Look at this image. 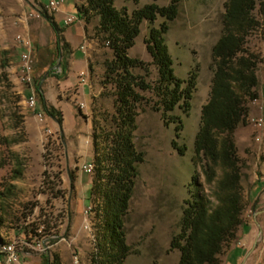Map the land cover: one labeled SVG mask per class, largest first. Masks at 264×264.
<instances>
[{"label": "rangeland", "instance_id": "374dc122", "mask_svg": "<svg viewBox=\"0 0 264 264\" xmlns=\"http://www.w3.org/2000/svg\"><path fill=\"white\" fill-rule=\"evenodd\" d=\"M171 1L113 0V6L132 14L148 3L166 6ZM225 2L179 0V15L169 23L166 43L174 59L175 72L181 78H188L191 71L195 72L197 86L189 114L181 109L174 112L184 120V129L178 139L185 148L184 154L172 144L176 124L170 122L165 125L161 112L152 108L156 100L152 93H145L152 99L149 98L150 101L137 109L135 143L143 152L144 161L139 164L130 210L125 217L127 241L131 247L126 264H178L181 253L179 249L171 248V240L181 231L185 201L192 198V192L195 191L190 184L192 176H197L195 183L200 184V189L216 204L218 200L214 196L217 186L234 169L230 163L223 166L215 159L210 161L209 169L194 162L195 139L201 126L202 108L210 99L214 80L213 47L222 35ZM23 5L24 0H0V192L4 194V224L0 227V243L14 245L17 258L13 264H46V261L50 264H95L96 254L99 260L103 257L100 246L101 201L97 193L91 197V184L84 182L100 180L94 169L92 173L86 174L81 167L85 163L93 164L94 160L97 163L107 152L109 146H106L104 137L109 125H113L111 116L116 106L114 85L112 82L104 84L103 63L94 66L92 113L87 112V107L80 108V103L86 102L78 87L62 93L59 84H56L57 80L54 79L52 83L54 76L46 69L51 61H58V67L61 58L57 60L52 48L54 44H49V38L55 30L44 20L48 31L44 30L43 38L39 40L44 42L40 54L49 63L45 67H38L40 73L36 72L34 76L36 82L33 89L39 87L43 90L46 103L49 106L54 104L67 123L64 125L62 122L64 127H60L49 116L44 121L36 117L27 103V97L33 93L29 92L32 85H25L19 70L23 49L15 46L16 36L28 33L31 26V19H20ZM81 5L87 6V0H82ZM257 17L262 21L261 15L257 14ZM92 18L98 17L90 13L86 21ZM163 21L162 17L154 23L145 20L135 45L127 51L130 57L146 63L143 66L145 69L137 66L132 69L133 73L142 75L151 83L159 76L158 67L152 62L144 40L150 27H158ZM263 34L258 30L249 35L240 53L255 59L260 86L257 90L259 100L254 102V98L246 95L243 119L231 130L220 128L215 132L219 148L222 146L235 152L240 179L234 180L232 174V182L226 184L230 186L231 193L240 196L243 205L240 217L249 228L248 232L239 228L236 238L223 245L216 256L218 264H264ZM28 35L33 45L34 37L32 39ZM48 89L50 94L46 98L45 91ZM79 114L83 120L90 116L92 123L89 128L82 126L78 130L73 125L74 116L78 117ZM252 117H262L263 125L251 123L249 119ZM104 126H108L106 130ZM94 133L98 135L99 149L94 143ZM77 135L81 138L79 145L75 140ZM206 169L211 179H207ZM257 179L262 181V189L261 183H254ZM82 197L87 201L86 206H91L89 228L85 227V222L89 220L85 218L86 206H81ZM40 226H44L40 234L42 243L31 239L30 235L27 238L23 232L26 229L36 236ZM235 247L238 250H234ZM75 256H78V263L74 262Z\"/></svg>", "mask_w": 264, "mask_h": 264}, {"label": "trees", "instance_id": "16d2710c", "mask_svg": "<svg viewBox=\"0 0 264 264\" xmlns=\"http://www.w3.org/2000/svg\"><path fill=\"white\" fill-rule=\"evenodd\" d=\"M77 9L79 17L85 20L89 18L90 13L98 17L96 35L101 44L108 42V46L104 45L112 51V57L103 61V82L113 83L116 97L115 111L111 116L113 125L106 126L108 132L104 137L106 146L109 147L104 159H98L97 163L93 161L100 181H94L90 189L91 197L97 193L101 201L97 200L102 212L100 246L103 252L102 260H99V255L96 254L94 261L95 264H126L131 247L127 241L125 217L130 210L139 164L144 161V154L135 143L137 109L151 98L145 93H152L156 97V100L152 101V108L161 112L165 125L170 122L176 124L172 144L184 154L185 148L178 141L184 129V120L174 112L181 109L185 114H189L197 86V75L193 71L188 78H181L176 74L174 59L166 43L169 23L174 21L180 12L179 0H172L166 6L155 2L148 3L132 14L125 9L117 10L113 6V0H87V6L80 5ZM225 9L222 35L213 47L215 74L210 99L202 108L201 126L195 139L194 162L209 169L210 161L215 159L223 166L230 163V167L234 169L226 174L217 186L214 196L218 200L216 204L200 189L201 185L195 183L197 176H192L190 184L194 186L195 191L192 192V198L185 201L181 231L171 240V248L179 249L181 253L178 264H218L216 256L223 245L236 238L239 228L244 230L248 227L240 217L243 207L240 196L231 193L230 186L226 184L232 182V174L234 180L240 179L235 152L232 153L222 146L219 148L215 132L220 128L231 130L243 119L246 95L259 99L257 90L260 86L255 59L244 57L240 53L249 35L258 30L264 33V0H226ZM46 13L43 11L41 17L46 18L55 30L56 58H61L58 67V61H51L47 72L61 80L67 72V45L59 36L61 30L54 18ZM257 14L262 16V21L258 19ZM160 17L164 18V21L158 27L151 26L144 40L152 62L158 67L159 76L151 83L142 75L133 73L132 69L137 66L144 68L146 63L130 57L127 51L135 45L141 34L142 23L145 20L154 23ZM32 55L33 51L31 58ZM33 68V72H36L35 64L34 67L32 64ZM261 91L264 94L263 85ZM33 93L37 102L36 110L55 119L61 127V111L46 103L44 91L39 87L33 90ZM106 127L104 126L105 130ZM93 139L99 149L97 133L93 134ZM1 167L0 163V169ZM207 169V179H211ZM261 182L259 179L254 181L256 185ZM260 188H263L262 183ZM3 197V192H0V227L4 224ZM23 232L27 238L29 235L31 239L34 236L26 229ZM46 264H50L49 261H46Z\"/></svg>", "mask_w": 264, "mask_h": 264}, {"label": "crops", "instance_id": "0c3cea01", "mask_svg": "<svg viewBox=\"0 0 264 264\" xmlns=\"http://www.w3.org/2000/svg\"><path fill=\"white\" fill-rule=\"evenodd\" d=\"M50 0H24L23 12L21 15L25 14H32L36 12H40L42 14L43 11L47 12L46 14L50 15L54 18V21L57 23L58 27L60 28L59 36L61 37L63 43L67 45V72L66 76L63 79H57L56 77H52V83L55 82L54 79L57 80L56 84H59L62 93L70 88L74 90L78 87L80 93L85 99L87 112L92 113L93 105H92V96H93V86L95 84L94 74L96 73L95 70L93 71L94 66L102 65L103 61L106 58L112 57V51L107 48L104 44H101L99 39L96 37V27L98 25V18H92L89 22H87L82 17H79V12L77 7L82 4V0H63L61 4V9L57 13H49L46 8L49 4ZM21 17V16H20ZM68 17H74V22L71 24H66V19ZM31 26L28 29V34L31 35L33 40L32 51L35 55H32V64L34 67V62H36L35 68L37 69V73L39 74V68L45 67L48 62L44 61L43 56L40 54V49L43 46L44 42L39 41L43 38V31L46 30V18L41 17L40 19L37 18H30ZM48 22V21H47ZM51 33V32H50ZM31 39V38H30ZM51 42L49 44L54 46V51L56 50V33L53 32L52 36H50ZM37 40V41H36ZM34 41L35 44H34ZM55 54H57L55 52ZM50 55V54H49ZM50 58V57H48ZM60 59V58H59ZM50 60V59H49ZM48 66V65H47ZM39 67V68H38ZM48 67H46L47 69ZM34 68L32 69V80L31 82H27L25 85H32V88L28 87L29 92L33 91V85L36 82V77L34 78L36 72H33ZM80 72H85L86 83L81 84V79L79 77ZM99 77V76H98ZM49 80V79H48ZM47 81V80H46ZM29 83V84H28ZM65 86V87H64ZM33 89V90H31ZM30 94V93H29ZM50 94V89L45 91L46 98ZM53 107V105H51ZM56 108V107H55ZM33 111V114L35 111ZM38 111V110H36ZM71 114V111H70ZM74 116V115H73ZM79 114L78 117L74 116L73 125L78 127V130H81L83 127H90L92 121L90 120V116H86V120ZM55 120V119H54ZM70 121V119H69ZM65 119L63 123L65 125ZM67 123V122H66ZM64 125H62L64 127ZM75 140H77V145H79L81 138L77 135ZM69 143V142H68ZM72 146L74 143H71ZM83 179V176H81ZM88 184H92L89 180L84 182ZM85 198L82 197L80 199L81 206H86ZM90 202V201H89ZM245 232L249 231V228L244 229ZM238 250V249H236Z\"/></svg>", "mask_w": 264, "mask_h": 264}, {"label": "built area", "instance_id": "2783aa9c", "mask_svg": "<svg viewBox=\"0 0 264 264\" xmlns=\"http://www.w3.org/2000/svg\"><path fill=\"white\" fill-rule=\"evenodd\" d=\"M62 2L63 0H50L49 4L47 5L46 10L49 13H57L60 11ZM39 17H41V13L36 12L32 14H25L21 16L20 19L22 18L23 20L27 21L30 18H39ZM65 22L66 24L73 23L74 17H68ZM105 45L108 46L109 45L108 42H106ZM15 46H18L19 48L23 49L20 55V64H19V70L21 73H23V82L24 83L31 82L32 80V76H31V73H32L31 71L32 70V58H31L32 42H31V39L28 33H19L15 39ZM79 77L81 79V83L85 84L83 83V80H82V72H80ZM28 104H29V107L35 111L36 117H38L41 121L46 120V115H44L43 113L39 111H36L37 102H36V97L34 93H32L28 97ZM79 106L81 109L85 108L84 103H80ZM252 122L257 126H262L263 118L257 117V119H253ZM87 166H92V164L85 163L81 167L82 171L87 172ZM84 213H85V218L87 217L88 219L87 210H85ZM85 227L87 228V221L85 222ZM43 230H44V226H40L37 229L36 236L35 235L33 236L36 242L42 243V239H40V236H41L40 234L43 233ZM0 254L2 255V260H0V264H13L16 261L17 251L14 245H12V249H0ZM74 262L75 263L79 262L78 256L74 257Z\"/></svg>", "mask_w": 264, "mask_h": 264}, {"label": "bare ground", "instance_id": "6f19581e", "mask_svg": "<svg viewBox=\"0 0 264 264\" xmlns=\"http://www.w3.org/2000/svg\"><path fill=\"white\" fill-rule=\"evenodd\" d=\"M21 73V72H20ZM22 76H21V79L23 81V73H21ZM82 80H83V83H86V77H85V72H82ZM259 99H255V101H258ZM27 103H28V97H27ZM29 106V104H28ZM85 109H86V104H85ZM253 119H257V117H252L250 118V122L252 123ZM93 169H94V165L92 164V166H87V173H92L93 172ZM86 210H87V215H88V220L89 222L87 221V228H89V224H90V216H91V206H86ZM0 249H12V244L10 243H0Z\"/></svg>", "mask_w": 264, "mask_h": 264}]
</instances>
